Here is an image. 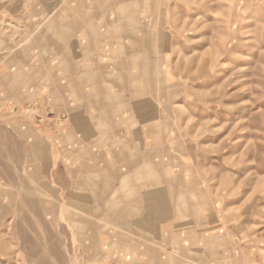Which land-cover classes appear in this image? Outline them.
Masks as SVG:
<instances>
[{"label":"rangeland","instance_id":"374dc122","mask_svg":"<svg viewBox=\"0 0 264 264\" xmlns=\"http://www.w3.org/2000/svg\"><path fill=\"white\" fill-rule=\"evenodd\" d=\"M92 2L108 83L154 96L165 122L171 212L143 226L138 191L159 183H139L135 201L70 199L52 173L42 183L30 169L27 181L10 145L7 160L0 152V202L14 195L0 219V264H264V0ZM50 98L6 115L60 145L68 164V114L46 106Z\"/></svg>","mask_w":264,"mask_h":264},{"label":"crops","instance_id":"0c3cea01","mask_svg":"<svg viewBox=\"0 0 264 264\" xmlns=\"http://www.w3.org/2000/svg\"><path fill=\"white\" fill-rule=\"evenodd\" d=\"M92 6V0H0V30H4L0 32V144L5 147L0 152L7 160L2 152L13 146L18 159L11 166L26 180L30 169L36 170L42 183L40 178L51 173L55 182L65 179L70 199L135 201L140 197L132 190L139 183L147 187L174 183L172 176H166L168 156H160L167 154V131L154 96L141 95L118 81L108 83L109 66L101 48L104 37L96 30L104 22L89 16L87 9ZM129 48L127 55H140L138 48ZM138 65L133 63L132 70ZM45 93L51 96L46 106L68 114L65 141L75 144L67 151L68 164L62 160L60 145L42 140L6 115L10 105L20 107ZM170 185L138 191L144 200L143 226L163 223L170 214ZM1 198L0 219L11 214L14 195Z\"/></svg>","mask_w":264,"mask_h":264}]
</instances>
